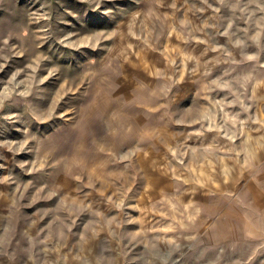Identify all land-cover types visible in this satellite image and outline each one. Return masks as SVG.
Instances as JSON below:
<instances>
[{
  "label": "rangeland",
  "instance_id": "rangeland-1",
  "mask_svg": "<svg viewBox=\"0 0 264 264\" xmlns=\"http://www.w3.org/2000/svg\"><path fill=\"white\" fill-rule=\"evenodd\" d=\"M0 264H264V0H0Z\"/></svg>",
  "mask_w": 264,
  "mask_h": 264
}]
</instances>
